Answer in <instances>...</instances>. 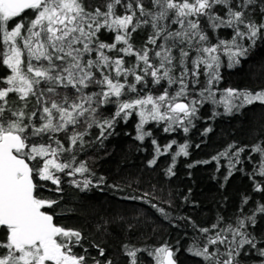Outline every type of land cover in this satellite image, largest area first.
Returning <instances> with one entry per match:
<instances>
[{"label": "snow or ice", "instance_id": "1", "mask_svg": "<svg viewBox=\"0 0 264 264\" xmlns=\"http://www.w3.org/2000/svg\"><path fill=\"white\" fill-rule=\"evenodd\" d=\"M141 31L148 35L137 47ZM258 49H264V0H0V69H7L0 77V264H180L181 253L193 264H264V137L212 157H227L228 175L245 172L259 193L254 204L244 197L231 217L201 226L170 216L152 195L125 198L155 209L187 247L179 239L122 243L112 256L54 215L66 184L80 193L108 187L77 160V150L103 144L121 124L135 121L141 144L154 137L150 124L172 137L163 146L151 139L155 155L148 162L154 167L171 154L165 170L171 178L177 158L189 155V143L173 134L187 136L205 119L203 110L211 119L264 106V88L221 87L226 72ZM211 131L208 125L202 135ZM44 188L57 195L43 198ZM117 220L129 235L139 226L114 217L98 223L97 232Z\"/></svg>", "mask_w": 264, "mask_h": 264}, {"label": "trees", "instance_id": "2", "mask_svg": "<svg viewBox=\"0 0 264 264\" xmlns=\"http://www.w3.org/2000/svg\"><path fill=\"white\" fill-rule=\"evenodd\" d=\"M92 3L99 4L101 0H92ZM147 35L145 31L135 34L137 47L146 41ZM6 74L7 69H0V77ZM0 86H3L2 82ZM221 87L264 88V49H258L241 67L227 71ZM215 110L222 112V108ZM202 114L205 119L198 121L197 127L192 128L187 136L183 132L173 134L178 143H189V155L177 158L175 175L171 178L165 172L171 166V154L160 156L154 167L148 165L155 155L151 139L156 138L162 146L172 139L156 129L154 124L148 125L153 129L154 137L147 138L143 144L134 139L135 121H130L127 125L121 124L116 134L104 140L103 144L96 142L93 147L90 143L83 151L77 150V160L84 162L97 177L103 176L108 187L104 191L93 189L80 193L66 184L63 201L54 213L57 222L65 227L84 229L89 244L95 239L107 246L110 255L116 256L122 243L143 247L170 241L176 245L179 239L185 247L189 246L182 233L169 228L167 221L155 209L139 200H127L126 197L152 195L156 197L153 202L163 207L170 216L191 217L201 226L210 225L219 215L231 217L246 196L253 197L251 203L254 204L259 193L254 191L246 173L234 172L229 176L228 158L220 157L217 162L212 157L227 150L231 144L251 145L257 142L258 137H264V106L257 102L234 117L216 116L209 119L211 111L208 109L203 110ZM208 125L212 126L213 131L202 135ZM96 133V129L91 130L89 140ZM64 142L67 143L66 140ZM252 167L248 164L247 170L251 171ZM41 195L48 199L57 194L44 188ZM114 217L138 222L139 226L129 235L117 226V220L116 224L108 225V232L99 234L96 225ZM188 231L191 232V229ZM91 251L95 254L94 248ZM179 259L180 264H193L190 255L181 253Z\"/></svg>", "mask_w": 264, "mask_h": 264}]
</instances>
